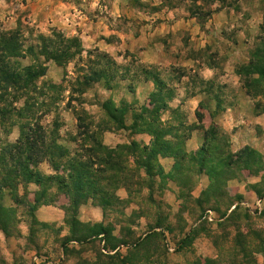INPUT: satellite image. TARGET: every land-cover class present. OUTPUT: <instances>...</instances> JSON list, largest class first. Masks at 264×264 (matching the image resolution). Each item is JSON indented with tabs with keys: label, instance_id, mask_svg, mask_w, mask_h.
I'll use <instances>...</instances> for the list:
<instances>
[{
	"label": "rangeland",
	"instance_id": "rangeland-1",
	"mask_svg": "<svg viewBox=\"0 0 264 264\" xmlns=\"http://www.w3.org/2000/svg\"><path fill=\"white\" fill-rule=\"evenodd\" d=\"M17 23L24 35L78 39L81 50L46 63L37 86L47 97L19 95L18 107L47 102L38 122L68 157L56 171L34 169L65 184H0V264H264V73L249 70L264 68V0H0L2 28ZM151 76L172 93L155 116ZM109 109L126 110L121 130ZM18 137L15 123L0 126L5 173L17 166L2 150ZM82 138L113 149L120 166L97 173L99 186L87 176L90 197L73 218L60 206L80 178L65 167L87 155ZM37 199L57 203L36 217Z\"/></svg>",
	"mask_w": 264,
	"mask_h": 264
},
{
	"label": "trees",
	"instance_id": "trees-1",
	"mask_svg": "<svg viewBox=\"0 0 264 264\" xmlns=\"http://www.w3.org/2000/svg\"><path fill=\"white\" fill-rule=\"evenodd\" d=\"M26 28L27 27L22 23H17L15 29L7 31L0 25V126L10 122L15 123L19 129V137L16 143L9 145L6 149L2 150V152H6L5 156L9 158V161L17 166L15 173H5L6 164L8 162L6 161V164L3 165L0 170L2 173V177L0 178L2 189L11 186L15 181V179L10 178L13 176L14 178L22 177L23 181H34L42 187H46L47 183L52 179H56L60 185L65 184V181L58 176L53 178L50 176H44L34 169L43 162H49L51 163V168L56 171L55 169L58 161L68 157V155L62 154L59 151L60 146L55 143V139L52 142L48 141V133L46 134L45 129L38 122V113L42 110L47 111V102H38L37 99L29 98L23 102L21 107H18L16 103L21 94L30 93L36 96V98L41 96L47 97L48 94L41 92L42 89L37 86L38 81L43 78L46 73V63H54L58 66L65 65L76 56H79L81 46L78 39L64 38L54 31H51V37L34 34L32 31L25 32V36L24 30ZM258 53L264 62V50ZM27 58L30 59L32 64L28 67H23L21 63ZM40 58L43 59V62L39 61ZM249 70L251 71V74H256L258 76L264 73V68H261L259 64H254ZM151 78L153 85L158 88L155 89V93L151 94V103L157 107L152 110V115L155 116V112L157 111L168 110L167 102L172 99V93L170 91H165V85L158 77L151 76ZM256 83L258 82L251 81L245 85L246 89H249L254 93L256 90ZM89 85L90 81H87L84 86L86 87ZM46 90L48 92L50 90L53 91L54 89L47 88ZM162 92L163 94H161ZM50 99L51 97H48V100ZM200 105L201 104H199V106ZM103 106L108 108L109 102H105ZM122 111L121 114H119L117 109H109V111H105L107 118L113 120L116 124L121 122L118 128L120 130L123 128V114L126 110L122 109ZM114 112L119 114L120 118H115ZM153 118H151V120ZM150 123L151 122H149V124ZM79 128L82 127L79 126ZM89 138L92 137L90 136ZM86 141V138H82L80 143L77 142V148L86 152L87 155L84 154L83 157L76 155L74 159H70L67 162L65 167L68 168L74 176L78 173L80 174V178H78L75 184L72 185L73 194L64 196L67 202L60 206L65 215L70 214L73 218L76 217L78 208L89 200L90 195L85 196L81 191L87 186V182L91 181V179H87V176L92 178L93 182L91 185L99 186V182L96 180L97 173L102 170H108L111 172L118 165L120 166L119 158L116 156L113 149L107 148L101 142H98L97 140L95 141V139L92 141V145L87 148ZM131 147L135 148V145H131ZM81 158L87 159L88 163L90 162L89 165L91 171H88L87 165H80L79 160H81ZM75 166H80V168L83 169H80L79 171L75 169ZM123 180L125 181V179ZM105 182L109 183V179L105 180ZM71 183L72 182H70V184ZM49 202L57 203L56 201L50 200L41 203V201L37 199L33 202L31 208L32 212L36 211L42 204L46 205L47 203L48 205ZM12 210L14 209H8L6 211L17 212ZM19 219L20 218H17L18 222L20 221ZM17 221L16 224L18 223ZM188 237L189 235L177 247L175 252L181 251L183 244Z\"/></svg>",
	"mask_w": 264,
	"mask_h": 264
},
{
	"label": "crops",
	"instance_id": "crops-1",
	"mask_svg": "<svg viewBox=\"0 0 264 264\" xmlns=\"http://www.w3.org/2000/svg\"><path fill=\"white\" fill-rule=\"evenodd\" d=\"M73 17L74 16H72L71 14L69 15V18L68 19H66V22H67V25H69V23H71V22H73ZM72 24V23H71ZM74 24V23H73ZM72 24V25H73ZM212 76H213V70H207V75L205 76V80L206 81H209L211 78H212ZM4 203H5V206H4V204H3V206L6 208L7 206H6V202H7V198L6 199H4V201H3ZM11 207H13V206H8L7 208H11ZM39 210H41V208H39V209H37V211H36V217H37V213H38V211ZM38 219V218H37ZM18 222V221H17Z\"/></svg>",
	"mask_w": 264,
	"mask_h": 264
}]
</instances>
